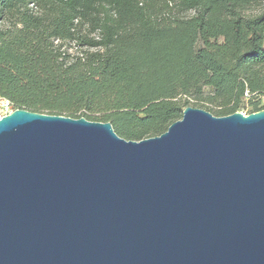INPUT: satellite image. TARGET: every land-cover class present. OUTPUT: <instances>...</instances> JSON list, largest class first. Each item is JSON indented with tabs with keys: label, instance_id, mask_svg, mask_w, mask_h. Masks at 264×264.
Listing matches in <instances>:
<instances>
[{
	"label": "water",
	"instance_id": "water-1",
	"mask_svg": "<svg viewBox=\"0 0 264 264\" xmlns=\"http://www.w3.org/2000/svg\"><path fill=\"white\" fill-rule=\"evenodd\" d=\"M0 264H264V109L187 107L160 136L0 119Z\"/></svg>",
	"mask_w": 264,
	"mask_h": 264
},
{
	"label": "trees",
	"instance_id": "trees-1",
	"mask_svg": "<svg viewBox=\"0 0 264 264\" xmlns=\"http://www.w3.org/2000/svg\"><path fill=\"white\" fill-rule=\"evenodd\" d=\"M247 95H264V0H0V98L16 110L141 141L191 100L222 117Z\"/></svg>",
	"mask_w": 264,
	"mask_h": 264
},
{
	"label": "rangeland",
	"instance_id": "rangeland-1",
	"mask_svg": "<svg viewBox=\"0 0 264 264\" xmlns=\"http://www.w3.org/2000/svg\"><path fill=\"white\" fill-rule=\"evenodd\" d=\"M261 11V9L255 10L253 12H250L249 14H253V15H257L259 14ZM223 40L220 39L219 42L221 43ZM69 47V46H68ZM86 51V50H84ZM87 51H95L94 49L91 50H87ZM69 54L73 57V56H78L80 55L79 52H77L76 48L73 47V45H71L69 47ZM252 104L256 105V108L259 110L264 109V95H247L246 97H244L240 103L238 104L237 107V111L239 113H242L244 115H249L251 113L257 112L256 108L254 106H252ZM189 106L194 107V108H200L206 111L208 110V105L205 103H200L197 102L195 100H191ZM14 111L16 110L15 107L12 105ZM2 112H0L1 114ZM46 113H52L51 111H46Z\"/></svg>",
	"mask_w": 264,
	"mask_h": 264
},
{
	"label": "built area",
	"instance_id": "built-area-1",
	"mask_svg": "<svg viewBox=\"0 0 264 264\" xmlns=\"http://www.w3.org/2000/svg\"><path fill=\"white\" fill-rule=\"evenodd\" d=\"M14 111L12 103L7 99L0 98V119L8 114H11Z\"/></svg>",
	"mask_w": 264,
	"mask_h": 264
}]
</instances>
